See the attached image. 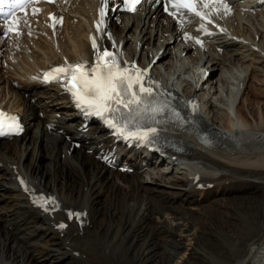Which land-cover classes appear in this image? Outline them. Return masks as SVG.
<instances>
[{"label": "bare ground", "instance_id": "obj_1", "mask_svg": "<svg viewBox=\"0 0 264 264\" xmlns=\"http://www.w3.org/2000/svg\"><path fill=\"white\" fill-rule=\"evenodd\" d=\"M94 7L92 0L71 4L74 16L58 38L60 50L39 38L18 62L3 54L8 66L0 64V104L22 113L27 131L0 142V264H219L213 253L225 254L229 264H264V9L237 12L227 21L236 36L216 38L198 57L177 40L160 7L114 22L127 57L147 63L150 52L163 48L153 71L177 95H193L198 64L211 69L195 93L204 102L195 125L211 144L179 130L177 149L166 151L180 162L119 147L116 156L137 165L128 174L100 164L97 148L93 154L74 150V159L63 155L68 132L81 133L87 148L106 147L110 139L98 125L78 130L81 121L62 89L31 79L64 54H91ZM196 171L215 186L196 190ZM20 173L56 193L63 206L88 209L90 224L82 233L71 224L62 235L54 225L63 214L34 208Z\"/></svg>", "mask_w": 264, "mask_h": 264}, {"label": "snow or ice", "instance_id": "obj_2", "mask_svg": "<svg viewBox=\"0 0 264 264\" xmlns=\"http://www.w3.org/2000/svg\"><path fill=\"white\" fill-rule=\"evenodd\" d=\"M36 2L38 0H0V13H3L4 17L0 23L4 25L6 34L13 32L19 34L20 17L17 16V11L24 12L29 4ZM219 2L223 3V0H219ZM108 3L109 0H102L100 20L97 22L98 31L102 30ZM139 3L141 0H122L125 9L133 12L136 11V5ZM168 4L176 10L171 13L173 16L181 9H187L197 15H206L197 11V0H168ZM5 5H8L6 12ZM204 7L207 8L208 3H205ZM38 11L39 9H34L32 14L35 15ZM165 11H168L167 4ZM24 23H27L26 19ZM92 39L93 47L97 49V60L96 65L90 69L91 77H89L88 71L84 70V66L78 63L56 67L45 74L46 78L65 80V88L81 107L90 109L89 114L101 117L109 127L125 139H136L143 142L156 138L157 129L150 125L145 128L142 121L157 122L156 116L164 112L165 106H157L151 102L154 99L153 89L144 86L140 70L120 69L116 56L107 49L103 52L99 51L96 38ZM141 94L146 95L142 97ZM173 115L179 116L174 110ZM130 126L134 130H129ZM18 130L19 125L15 117L0 113V135ZM38 202L42 206L47 203L55 204L54 200H45L42 196L38 197ZM64 226L60 225L61 228Z\"/></svg>", "mask_w": 264, "mask_h": 264}, {"label": "rangeland", "instance_id": "obj_3", "mask_svg": "<svg viewBox=\"0 0 264 264\" xmlns=\"http://www.w3.org/2000/svg\"><path fill=\"white\" fill-rule=\"evenodd\" d=\"M251 83H254L253 81L252 82H250V84H249V87H248V89H251L252 87H250L251 86ZM242 99H244V98H241V99H239L240 101H238V103H240V105L241 106H243V107H247V104H248V101H247V99H245V100H242ZM262 103H260V105H261ZM264 111V109L263 108H261V111ZM234 113L236 114V111H235V109H234ZM235 114H234V116H235ZM251 116V114H249V117ZM44 161H47V160H44ZM48 162V161H47ZM226 242V241H225ZM225 244V243H224ZM228 242H227V244H225V246H228ZM223 253H225V252H223ZM214 255H215V258H213V261L214 260H216L217 258H218V260L216 261V262H218L219 264H229V261H227L228 259H227V256L225 255V254H221L220 256L218 255V253H213Z\"/></svg>", "mask_w": 264, "mask_h": 264}]
</instances>
